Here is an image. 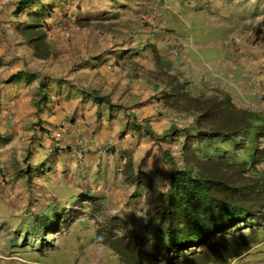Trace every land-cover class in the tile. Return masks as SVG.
<instances>
[{
    "label": "rangeland",
    "instance_id": "obj_1",
    "mask_svg": "<svg viewBox=\"0 0 264 264\" xmlns=\"http://www.w3.org/2000/svg\"><path fill=\"white\" fill-rule=\"evenodd\" d=\"M20 1L0 0V50L25 57L21 69L34 71L40 85L31 89L38 95L34 135H17L8 150L14 177L0 167V264H124L98 242L99 230L115 217L144 226L148 190L138 189L132 176L165 187L171 165L164 153L181 163L184 131L196 120L162 100L171 86L161 83L171 77L191 82L185 89L192 96L228 98L238 112L264 119V6L250 0H216L217 8L215 0H41L17 11ZM186 1L196 6L186 11ZM31 20L51 26L48 59L36 58L21 32ZM128 74L158 87L145 84L151 91L143 94L138 86L136 98H126L122 78ZM94 90L107 99L90 100ZM46 96L48 106L40 103ZM41 123L44 130L66 128L65 139L54 145ZM258 142L264 146V135ZM46 213L58 227H38ZM259 223L227 236L245 240L238 255L210 264H264Z\"/></svg>",
    "mask_w": 264,
    "mask_h": 264
},
{
    "label": "trees",
    "instance_id": "obj_2",
    "mask_svg": "<svg viewBox=\"0 0 264 264\" xmlns=\"http://www.w3.org/2000/svg\"><path fill=\"white\" fill-rule=\"evenodd\" d=\"M36 1L41 3L20 1L17 11ZM34 15L38 18L39 14ZM46 28L44 21L31 20L21 29L34 56L44 60L53 56ZM166 85L171 86L163 97L166 104L196 115L192 128L184 131L181 164L172 161L170 151L164 153L171 171L163 188L143 183L144 175L132 176L138 189L148 190L144 226L132 228L131 220L115 217L99 230L97 239L124 264L224 263L238 255L245 244V240L225 241L227 236L247 227L254 231L264 221V146L258 142L264 135V119L253 112H238L228 98L192 96L175 77ZM89 99L101 103L107 98L101 99L95 91ZM41 100V104L49 103L47 96ZM39 127L54 145L58 143L54 127L44 130L42 123ZM180 132L173 128L171 135ZM62 134L66 136V132ZM126 169L131 174L129 164ZM41 217L39 228L58 227L49 214ZM118 224L120 234L115 229Z\"/></svg>",
    "mask_w": 264,
    "mask_h": 264
},
{
    "label": "crops",
    "instance_id": "obj_3",
    "mask_svg": "<svg viewBox=\"0 0 264 264\" xmlns=\"http://www.w3.org/2000/svg\"><path fill=\"white\" fill-rule=\"evenodd\" d=\"M235 1H240V0H235ZM250 1L255 4V8H262L264 6V0H250ZM187 2L189 1L183 3L184 4L183 8L186 11H189L190 9L192 10V8L196 6V5L186 6ZM202 2L203 0H200L199 5L203 4ZM215 2L216 0L213 2L214 7L217 8ZM198 9L201 12H204L202 8H198ZM194 10H196V8H194ZM180 16L183 19L189 18L187 14L186 17L184 14H180ZM261 16H264V14ZM49 28H51V26H49ZM184 38L186 39L185 36ZM9 54L10 55H7L4 49L0 50V167L1 168H4V166L8 167L9 171L7 172L10 173L9 175L13 178L14 177L13 174H15L16 171L14 166L9 164V160H8L9 158L7 156L8 150L10 151L11 147L13 146V143L11 142H16L17 135L24 134L27 137L28 135H31V133L34 135V131L31 132L29 131V129L31 124L35 120L34 117H36L37 114L38 95L36 94V92L32 94L31 89L32 87L34 88L39 87L38 85H40V82L38 77L33 76V74H35L34 71H29L27 73L25 65L21 69L20 63L22 62L24 63L25 57L20 56L18 54L17 57L11 53ZM19 58H21L22 60H18ZM21 71L24 72L23 73L24 76L22 75L23 77L21 76L17 77V74ZM31 79H33L34 82L32 83L29 82L31 81ZM118 80H121V77ZM125 82H128L130 85L128 86ZM187 83H188L187 87H189V85H192L191 82H187ZM122 84L127 90H129V93L127 92L125 93V96H127L126 98H136V95L139 93V87L141 88V92H143V94L144 93L148 94L149 91H151L149 90L148 86L145 89H142L145 84H148L149 87H152L153 90L156 87H158V85L156 84L155 86L153 82H151V80H148L147 78H143L141 76H134L132 74L130 75L128 74V76H126L125 81H123L122 78ZM141 98L143 99L142 95L140 96V99ZM48 105L49 103H46V106ZM95 106L97 107V104H95L94 107ZM116 106L123 107L125 109L129 107L121 104ZM130 107H132L131 110L134 109V106H130ZM41 109H44L42 108V105H41ZM64 129L66 132V128ZM18 132H20V134H18ZM12 134H13V138L11 139L8 138L12 136ZM2 139H8V140L5 142ZM83 145H88V144L83 143ZM95 146H96L95 149L98 150L99 146L98 145ZM91 151L94 153L95 150L92 149Z\"/></svg>",
    "mask_w": 264,
    "mask_h": 264
},
{
    "label": "clouds",
    "instance_id": "obj_4",
    "mask_svg": "<svg viewBox=\"0 0 264 264\" xmlns=\"http://www.w3.org/2000/svg\"><path fill=\"white\" fill-rule=\"evenodd\" d=\"M171 43H172V42H171ZM31 49H32V48H31ZM181 83L185 85V88L187 87V84H188L187 82H181ZM161 84L167 86L166 83H161ZM186 90H187V89H186ZM168 91H169V88H168ZM166 92H167V91H165L164 93H162V95H163V96H162V100H163V101H164V98H163V97H164V95H165ZM164 102H165V101H164ZM162 118L166 119L165 116L162 117ZM170 125H171V124H170ZM170 125H169V127H170ZM169 127H168V128H169ZM168 128H167V129H168ZM167 129H166L165 131H167ZM57 132H61V133H62V132H65L64 127H61V128H58V129L55 130V138H56V133H57ZM63 139H65V136H63V134H62V138L59 139V140L56 138V141L60 142V141H62ZM82 145H83V144H82ZM60 146H61V145H60ZM86 149H87V146L84 147V149H81V151H82V152H83V151H86ZM181 150H182V149H181ZM180 152H181V151H180ZM181 155H182V152H181ZM180 164H181V163H180ZM156 186H157V185H156Z\"/></svg>",
    "mask_w": 264,
    "mask_h": 264
},
{
    "label": "built area",
    "instance_id": "obj_5",
    "mask_svg": "<svg viewBox=\"0 0 264 264\" xmlns=\"http://www.w3.org/2000/svg\"><path fill=\"white\" fill-rule=\"evenodd\" d=\"M56 138L59 140L62 138V133L61 132H57L56 133Z\"/></svg>",
    "mask_w": 264,
    "mask_h": 264
}]
</instances>
